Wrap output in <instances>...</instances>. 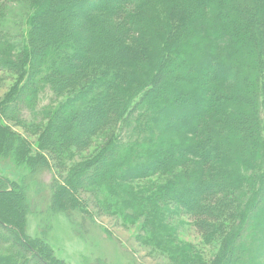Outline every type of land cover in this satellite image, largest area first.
Listing matches in <instances>:
<instances>
[{"label": "trees", "instance_id": "1", "mask_svg": "<svg viewBox=\"0 0 264 264\" xmlns=\"http://www.w3.org/2000/svg\"><path fill=\"white\" fill-rule=\"evenodd\" d=\"M12 4L25 6L20 25ZM0 70L18 71L0 99V264H55L24 234L30 186L1 172L6 160L43 172L47 159L72 165L50 183L52 209L86 206L87 191L145 222L163 197L207 243L221 238L210 264H260L264 0H0ZM46 89L53 104L39 109ZM153 177L162 192L120 186Z\"/></svg>", "mask_w": 264, "mask_h": 264}, {"label": "rangeland", "instance_id": "2", "mask_svg": "<svg viewBox=\"0 0 264 264\" xmlns=\"http://www.w3.org/2000/svg\"><path fill=\"white\" fill-rule=\"evenodd\" d=\"M9 8L14 22L22 24L26 14L25 6L12 4ZM12 32H16V28L13 27ZM17 78V70H0V99ZM47 91L46 89L41 94L39 109L49 103L53 104L52 94ZM15 129L23 134L26 140L29 139L33 144L36 142L35 135H28L19 127ZM47 160L50 162V170L43 172H32L24 166H16L10 160L4 162L1 172L10 180L26 182L30 186V208L26 215L24 234L37 241L36 246L44 249L55 264H210L212 259L221 254V238L216 242L207 243L181 207L178 204L165 206L163 197L154 200L158 209L157 216H149L145 222L142 217L135 220L130 216L126 220L123 211L117 213L118 209L121 210L117 204L110 207V210L105 209L101 202L87 191H81L85 193L83 198L86 206L73 205L68 212L52 209L50 183L53 177L59 176L62 180L65 176L66 179L72 165L66 163L62 166L51 159ZM161 181V177H153L144 181L133 180L120 186L139 198L138 192L141 191L162 192L163 189L154 186ZM115 208L117 209L114 210ZM104 210L109 211L108 214ZM153 217L159 229L156 241L152 230L143 226L152 224ZM234 219L236 220L233 222ZM240 219L236 209L226 214L225 221H222V226L225 225L227 229L224 234L232 232L236 226L235 222ZM141 226L143 229H140ZM183 249L188 252L183 253ZM182 255L185 256L184 259ZM256 259V262L264 264L263 257L257 256ZM246 264L257 263L254 261Z\"/></svg>", "mask_w": 264, "mask_h": 264}]
</instances>
